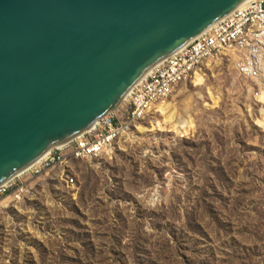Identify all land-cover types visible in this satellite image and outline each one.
I'll list each match as a JSON object with an SVG mask.
<instances>
[{
    "label": "rangeland",
    "instance_id": "374dc122",
    "mask_svg": "<svg viewBox=\"0 0 264 264\" xmlns=\"http://www.w3.org/2000/svg\"><path fill=\"white\" fill-rule=\"evenodd\" d=\"M206 65L107 154L1 188L0 264H264L262 89Z\"/></svg>",
    "mask_w": 264,
    "mask_h": 264
},
{
    "label": "water",
    "instance_id": "95a60500",
    "mask_svg": "<svg viewBox=\"0 0 264 264\" xmlns=\"http://www.w3.org/2000/svg\"><path fill=\"white\" fill-rule=\"evenodd\" d=\"M249 0H0V186Z\"/></svg>",
    "mask_w": 264,
    "mask_h": 264
},
{
    "label": "built area",
    "instance_id": "2783aa9c",
    "mask_svg": "<svg viewBox=\"0 0 264 264\" xmlns=\"http://www.w3.org/2000/svg\"><path fill=\"white\" fill-rule=\"evenodd\" d=\"M206 64L232 66L240 78L255 84L256 96L263 93L256 102L264 111V0L244 3L156 65L143 84L131 90L126 108L112 111L92 128L52 148L40 165L63 164L69 159L93 160L107 154L121 135L151 120L157 106L167 102L177 88L195 83Z\"/></svg>",
    "mask_w": 264,
    "mask_h": 264
},
{
    "label": "bare ground",
    "instance_id": "6f19581e",
    "mask_svg": "<svg viewBox=\"0 0 264 264\" xmlns=\"http://www.w3.org/2000/svg\"><path fill=\"white\" fill-rule=\"evenodd\" d=\"M250 1H255V0H249V1L245 2V4H246V3H249ZM149 72H150V71H149ZM149 72H148V73H149ZM148 73H147L142 79H140V80L138 81V83L133 87L134 89H135L136 87H137V88L140 87V86L143 84L144 80H145V79L147 78V76H148ZM133 88H132V89H133ZM132 89L128 90V91H130V92H129V94H128L129 97H128V99H127V102L131 99L130 94H131V90H132ZM134 89H133V90H134ZM127 102H126V104H127ZM120 103H121V102H119L118 104H120ZM164 103H165V102H161L160 104H164ZM124 104H125V103H124ZM160 104H159V105H160ZM118 107H119V108H118ZM122 107H123V106H118V105H117V107H115L114 110H120V108L122 109ZM96 123H97V122L92 123V124L89 126L88 129L92 128L94 125H96ZM122 137H124V135H121V136L119 137V139L122 138ZM119 139H118V140H119ZM68 141H69V140H68ZM65 143H67V141L64 142L63 144H65ZM63 144H62V145H63ZM62 145H60V146H62ZM51 149H52V147H50V148H49L44 154H42L37 160H35V161H34L33 163H31L30 165L34 164L35 167L38 166V165H40L41 162H42V160L47 156V154L50 152ZM30 165L27 166V168H26L25 170H23L21 173H23L24 171H26L27 169H29V168H30ZM58 165H59V166H60V165L63 166V168L66 167V163L58 164ZM21 173H20V174H21ZM20 174H19V175H20ZM19 175H18V176H19ZM13 179H14V178H13ZM13 179L11 178L9 181H7V182L4 183L3 185H1V186H0V189L3 188V187H6L8 184H10V182H11Z\"/></svg>",
    "mask_w": 264,
    "mask_h": 264
}]
</instances>
